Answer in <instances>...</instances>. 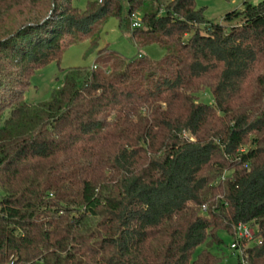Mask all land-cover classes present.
Wrapping results in <instances>:
<instances>
[{
	"label": "trees",
	"instance_id": "trees-1",
	"mask_svg": "<svg viewBox=\"0 0 264 264\" xmlns=\"http://www.w3.org/2000/svg\"><path fill=\"white\" fill-rule=\"evenodd\" d=\"M79 1L0 0V264H223L221 233L264 264V0L222 22L196 0ZM111 16L164 57L111 52L25 98Z\"/></svg>",
	"mask_w": 264,
	"mask_h": 264
},
{
	"label": "rangeland",
	"instance_id": "rangeland-1",
	"mask_svg": "<svg viewBox=\"0 0 264 264\" xmlns=\"http://www.w3.org/2000/svg\"><path fill=\"white\" fill-rule=\"evenodd\" d=\"M244 1L246 0H196V4L198 7L204 8V14L208 19L222 22L226 12L239 8ZM247 1L257 4L262 0ZM122 2L126 8V0H122ZM78 4L84 7L85 0H80ZM98 48L106 49V52L99 53V49L89 50L87 42L69 46L59 63L52 61L34 72L30 80L31 86L25 92V98L33 102L49 100L53 89L62 85L68 68L75 66L92 67L96 65L98 59L106 57L111 52L118 53L127 59H136L145 55L160 60L165 54L156 44H151L139 50L132 42L130 35L121 31L118 19L115 16H111L106 22ZM199 96L205 103L212 102V94L209 90L201 92ZM221 235L225 241L223 264H238V254L241 255V249L232 247L233 242L229 235L225 233H221ZM251 242H244L245 247L250 245Z\"/></svg>",
	"mask_w": 264,
	"mask_h": 264
},
{
	"label": "built area",
	"instance_id": "built-area-1",
	"mask_svg": "<svg viewBox=\"0 0 264 264\" xmlns=\"http://www.w3.org/2000/svg\"><path fill=\"white\" fill-rule=\"evenodd\" d=\"M131 25L132 27L140 26V16L138 13H134L131 15ZM93 67L97 68L96 65H94ZM255 233V229L246 224H239L237 227V237L239 239H247L252 241L254 240ZM237 245L238 243H233L232 247L235 249Z\"/></svg>",
	"mask_w": 264,
	"mask_h": 264
}]
</instances>
